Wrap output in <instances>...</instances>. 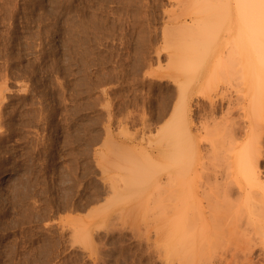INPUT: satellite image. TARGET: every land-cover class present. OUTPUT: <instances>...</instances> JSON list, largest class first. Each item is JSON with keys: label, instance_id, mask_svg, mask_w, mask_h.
Instances as JSON below:
<instances>
[{"label": "rangeland", "instance_id": "rangeland-1", "mask_svg": "<svg viewBox=\"0 0 264 264\" xmlns=\"http://www.w3.org/2000/svg\"><path fill=\"white\" fill-rule=\"evenodd\" d=\"M182 1L0 0V264L192 262L189 254L193 251L185 250L186 254L184 246L180 248L183 252L176 250L180 245L174 239L176 235H169L174 237L170 239L172 242L163 241L169 239L166 238L168 230L177 222L178 216L174 215L179 202L177 195H170L174 202L170 201L169 206L166 200L170 196L166 191L178 194L179 184L174 179L176 182L172 180L168 188L162 184L164 181H157L168 171L162 170L165 164L170 162L167 165L170 168L172 165L173 171L179 167L172 155L167 161L162 155L164 151H172L176 158L183 156L187 170L197 158V148L189 136L185 137L188 144L182 140L180 130L178 137L170 138L177 136L175 131L180 129V121L176 122L177 118L179 120L177 107L181 104L178 103L179 93L184 97L182 102L193 105L195 125L200 121L196 125L201 129L199 145L207 147V139L211 144L210 139L216 136L215 142H223L213 145L214 148L220 146L217 152L214 153L215 148L211 153L214 156L209 153L210 145L208 149L199 146L206 158L204 163L208 167L204 166L208 174L203 171L204 167L201 168L203 174L199 169L203 178L200 179L197 172V183L200 189L210 180L204 188L213 192L220 189L214 184V174L227 168L226 150L230 151L229 144L234 145V142L228 143L230 133L228 129L229 134L223 132V126L229 127L233 119H243L242 115L239 117L238 100L243 96L244 84L239 57V62L234 59L233 66L228 52L239 23L236 5L239 0L209 1L214 4L212 7L204 0L199 4L203 6L208 2L209 6L205 4L202 10L196 3L199 0ZM214 6L218 8L214 10ZM253 24L256 26L255 21ZM213 70L215 73H211ZM179 86L185 88L186 93ZM212 97L216 104H222L223 110L211 111ZM261 107L256 112L258 117L252 121L257 124L253 123L254 129L258 128L256 132L259 131V134L253 133L261 140L257 137L256 146V138L251 139L254 146L250 144L256 150H263L259 151L262 157L258 167L264 174V103ZM214 122L219 127L222 125L221 128H216ZM202 123L208 125L209 133L220 131L216 130V136H208ZM167 140L174 144L169 145L173 149L164 147ZM182 142L185 147L179 144ZM175 143L176 148L181 146L182 150L174 148ZM250 149L251 156L258 152ZM216 155L221 159L217 160ZM215 156L217 159L213 158ZM218 161L226 166L222 163L218 166ZM218 167H222L221 170ZM106 184L111 186V192L105 190ZM164 204L171 213L163 212ZM196 209L199 210V206ZM162 214L167 215L164 218ZM73 217H80L82 224ZM250 237L254 235L251 233ZM218 245L223 249L202 248L208 250L203 255L206 260L212 258L208 261L211 264H225V260L231 264H264V248L260 245L253 246L254 250L250 247V253L241 246L246 252L244 255L239 247L233 250V246H228L227 250L226 245L225 248ZM202 251L194 249L195 259L190 264H210L204 262L203 256L199 258ZM213 251L218 252L217 255L214 256ZM232 251H236L234 255ZM235 258L241 262L234 263Z\"/></svg>", "mask_w": 264, "mask_h": 264}, {"label": "bare ground", "instance_id": "bare-ground-1", "mask_svg": "<svg viewBox=\"0 0 264 264\" xmlns=\"http://www.w3.org/2000/svg\"><path fill=\"white\" fill-rule=\"evenodd\" d=\"M184 1V0H183ZM182 1V2H183ZM187 1V0H186ZM196 1V0H195ZM212 2L213 0H208V2ZM220 1H222V0H220ZM240 1V2H239ZM237 3H236V5H237V8H238V13H239V23H238V25H237V28H235V32H234V38H233V40H231L232 42H231V47H230V50H228V52H229V54H230V56H231V58L233 59V61L231 60V62H233L231 65H233L234 64V59L235 60H237L236 62H239L238 61V57H239V60H240V64H241V67H242V73H241V77H242V79H243V84H244V88H243V96L241 95V98H240V100H238L239 102V104H240V108H239V110L241 111V114L239 115V117L242 115L243 116V119H239L240 121H236V120H234L233 119V121H231V122H229L230 123V125H229V127H228V125H227V127H226V122L224 123V122H222V124H224L225 126H223L224 128H225V130L226 129H228V132L230 133V136L229 135H227V136H229L230 137V139L231 140H234V141H231V140H229V142L228 143H232V142H234V145L232 146V145H230V147H229V145H228V147H227V149L229 148V150L230 151H228V150H226L227 151V155H229V157H228V159L226 158V160H228V163L225 161V163H227L226 165H227V168L226 169H222L223 171H221L220 173L218 172V173H216V174H214L215 175V181H214V179H213V181L215 182H213L214 184H216V187L218 186V188H220L219 190H215V191H213L212 192V190H209V188L207 189L206 187L204 188V186L208 183V184H210V180H208V182H207V180L205 181L206 182V184H204V186H203V184H202V186L203 187H201L200 186V189H199V185H198V183L197 182H199L198 181V178H197V172H198V170L200 169L201 171H202V169L201 168H203V171L205 172V168L206 167H208L207 166V164L206 163H204V162H206V158H205V156L201 153V148H204V147H201L199 144L201 143V141H200V139H199V137H198V133L201 131V129H198L197 127H196V125H198V123L200 122V121H198V123L195 125V123H196V121L194 120V111H193V109H192V107H193V105L192 104H185L184 102H182V98H184L183 96H181V93H179V95H180V97H179V101L180 102H178V103H181V104H179L178 105V107H177V109H179V115H178V117H179V120H178V118L176 119V122H178V121H180V127H178V128H180V129H176L177 131H175L176 132V134L179 132V130L181 131V134H180V136L183 138L182 140H185L186 141V136H189L193 141H194V143H195V149L197 150V158H195V161L192 163V167L190 168V169H188L187 170V168H185V166H186V160H185V158H182L183 156H180L179 155V157H174V154L172 153V151H171V153L169 152V150L168 151H164V153L162 154V155H164V157L167 159V161H169V159H170V157H171V155H172V159H173V162H174V158H175V163H177V166H179L178 167V173H176L177 171H173V166L172 165H170L172 168H170L169 167V165H167V164H171L170 162L169 163H167V164H165L164 166H165V169L163 168L162 170H163V172H164V170H166V169H168V171H166V173L165 174H161V176H160V178L157 180V181H160L161 182V180L162 181H164V182H166V183H168V185L166 184V183H162V184H165L168 188L170 187V185H169V183H171L172 184V180H176L177 181V183L179 184V189H178V194H177V191L175 192L174 191V193L172 194L171 192L169 193V192H167L166 191V193H168L167 195L168 196H170V195H177L178 197H179V202L177 203V206H179V207H177L176 206V211H177V213H175V215H174V217H176V215L178 216L177 217V222H176V219H175V222H176V224L174 225V227H173V225H172V229H173V233L171 232L172 231V229L171 230H168V231H170V233L168 232V235L167 236H169L170 234L172 235H176V237L178 238H174L173 236L170 238V236L169 237H167L166 236V238H169V239H163V241H167V240H169L170 241V239L172 240V238H174L176 241L178 240V244H180V245H178L179 246V248H177V247H174L173 249H175V248H177L176 250H181L180 248H182L183 246V249H184V251L186 250H190V251H193L191 254H189V255H192V256H190L189 258H191L192 257V259H190V261H192V262H190V263H193L194 261H193V259H195V256H194V258H193V253H194V249H196V248H198L199 249V253H201L200 252V250L202 251L203 249L202 248H207V247H210V248H207L208 250L209 249H211L212 247V249H214L215 248V246H216V248L215 249H217V248H220V249H223V248H221V247H217V245L219 244V245H221V246H223L224 248L226 247L227 248V250H228V246H233L232 248H233V250L234 249H238V247L239 248H241L242 249V247L241 246H243L244 248H246V249H248L249 250V248L250 247H252V249L255 247H259V246H257V245H260V247H261V249H262V247L264 248V174H262V172L260 171V169H259V167H258V162H259V160H260V158L262 157V152L260 153L259 151H261V150H259L258 148V150H256V148H253L252 146H251V144H253V142H251V139H255L256 138V141H254V144L256 145L257 144V142L259 143V139H260V136L258 135L257 137L259 138H257L256 137V135H254V131H255V133L257 134L259 131H257L256 132V130L258 129L257 127V129L255 130L254 129V125H253V123L255 122H252L255 118H257L258 117V115H257V111L258 110H260V109H262V107H261V104L263 105V99H264V0H239ZM182 2H181V4H182ZM199 2H201V3H203L204 2V0H199L198 2H196L198 5L197 6H199V8H200V10H202L201 8L202 7H204L205 6V4H207V3H204V5L202 6L201 4H199ZM208 3V4H210V6L212 7V5H214V4H211V3ZM214 3H215V0L213 1ZM217 3H218V1H216ZM226 2V1H225ZM224 2V3H225ZM179 3V2H178ZM184 3H185V1H184ZM222 3H223V1H222ZM194 4V3H193ZM192 4V5H193ZM207 4V6H209ZM159 5V4H158ZM183 5V4H182ZM225 5V4H224ZM227 5V4H226ZM259 5V6H258ZM184 6V5H183ZM194 6H196V4H194ZM206 6V7H207ZM189 7V6H188ZM191 7V6H190ZM205 7V8H206ZM195 8V7H194ZM214 8V10H215V6L213 7ZM213 8H211V9H213ZM218 8V7H217ZM216 8V9H217ZM183 9V8H182ZM207 9V8H206ZM205 10V9H204ZM208 10H209V7H208ZM263 10V11H262ZM183 11H185V9H183ZM187 11V10H186ZM186 11H185V13H186ZM209 12H211L210 10H209ZM215 12V11H214ZM258 12V13H257ZM190 13V12H189ZM211 13H213V11L211 12ZM263 13V14H262ZM184 14V12L182 13V15ZM210 14V13H209ZM259 16H258V15ZM182 15H180L179 17L181 18V16ZM186 16V15H185ZM203 16V15H202ZM154 17V16H153ZM194 18V17H193ZM253 21H255L256 22V26L253 24ZM193 22V21H192ZM191 22V23H192ZM193 24V23H192ZM190 25V24H189ZM192 26H194V25H192ZM191 26V27H192ZM260 30H259V29ZM149 33V32H148ZM231 34V33H230ZM142 38V37H141ZM150 38V37H149ZM144 42V41H143ZM209 48V47H208ZM142 50V49H141ZM209 49H207V51H208ZM207 51H205L204 53L206 54V52ZM228 54V55H229ZM237 57V58H236ZM229 60V59H228ZM227 60V61H228ZM224 62H226V61H224ZM223 62V66L224 67H226V65H225V63ZM230 62V63H231ZM220 63V62H219ZM230 63H228V65L230 64ZM239 64V63H238ZM219 65V64H218ZM227 65V66H228ZM230 65V66H231ZM134 66V65H133ZM222 66V67H223ZM234 66V65H233ZM236 66V65H235ZM215 68H216V66H214ZM213 68V67H212ZM219 68V67H218ZM214 71V70H213ZM211 72V73H215V71L214 72ZM235 73V72H234ZM240 73V72H239ZM212 75V74H211ZM240 76V75H239ZM186 77V76H185ZM184 77V78H185ZM214 77V76H213ZM233 77H234V75H233ZM238 76H236L235 78H237ZM211 78V77H210ZM209 78V79H210ZM211 80V79H210ZM213 80V79H212ZM186 81V80H185ZM198 82V81H197ZM207 82H209V81H207ZM182 84H183V82H181ZM181 83H178V84H181ZM187 83H188V80H187ZM181 84V85H182ZM239 84H242V83H239ZM238 84V85H239ZM184 85V84H183ZM182 85V86H183ZM236 85V84H235ZM186 86V85H185ZM180 87V86H179ZM189 87V86H188ZM235 87V86H234ZM181 89H183V87H180ZM185 89V88H184ZM183 89V90H184ZM188 89V88H187ZM237 90H238V88H236ZM242 89V88H241ZM181 91V90H180ZM185 91V90H184ZM204 91V90H203ZM203 91H200V92H203ZM216 91V90H215ZM240 91V90H239ZM242 91V90H241ZM178 92H179V90H178ZM182 92V91H181ZM199 92V93H200ZM238 92V91H237ZM185 93H186V91H185ZM197 93V92H196ZM199 93H198V96L200 97L201 95H199ZM204 93H205V91H204ZM204 93H203V95H204ZM183 94V93H182ZM201 94V93H200ZM224 94V93H223ZM242 94V93H241ZM178 95V96H179ZM202 95V96H203ZM215 95V94H214ZM221 95H222V93H221ZM3 96H4V94H3ZM23 96V95H22ZM205 96V95H204ZM220 96V95H219ZM228 96V95H227ZM221 97V96H220ZM223 97H224V95H223ZM231 97V96H230ZM237 97V96H236ZM173 98V97H172ZM196 98V97H195ZM206 98V97H205ZM213 98V97H212ZM216 98H218V97H216ZM222 98V97H221ZM206 99H209V97L208 98H206ZM214 99H215V97L213 98V100H211V106H210V109L212 108V110L211 111H213V112H215L216 110H219V109H221V110H223L222 109V104H219V103H217V104H219L220 105V107H218L217 106V104H216V102L214 101ZM239 99V98H238ZM6 100V99H5ZM195 100V99H194ZM217 100V99H216ZM225 100V99H224ZM234 100H235V96H234ZM237 100V99H236ZM183 101H185V99L183 100ZM189 101V100H188ZM208 101V100H207ZM222 101H223V98H222ZM231 101V100H230ZM232 101H233V99H232ZM175 102V101H174ZM204 102V101H203ZM237 102V101H236ZM261 104H260V103ZM177 103V102H176ZM187 103V102H186ZM206 103V102H205ZM229 103V102H228ZM203 104V103H202ZM209 104V103H208ZM231 104V103H230ZM260 104V105H259ZM162 106V105H161ZM196 106V105H195ZM234 106V105H233ZM166 107V106H165ZM235 107H237V106H235ZM234 107V108H235ZM258 107L260 108V109H258ZM175 108V107H174ZM198 108V107H197ZM205 108V107H204ZM225 108V107H224ZM227 109H228V107H226ZM176 109V110H177ZM199 109H200V107H199ZM209 109V108H208ZM232 109H233V107H232ZM264 109V108H263ZM174 110V109H173ZM176 110L175 111H173V112H176ZM206 110V109H205ZM203 111H204V109H203ZM210 111V112H211ZM220 111V110H219ZM235 111H237L236 109H235ZM207 112V111H206ZM213 112H211V113H213ZM221 112H223V111H221ZM231 112V111H230ZM172 113V112H171ZM197 113V112H196ZM225 113V112H224ZM236 113V112H235ZM198 114V113H197ZM204 114V113H203ZM231 114V113H230ZM230 114L228 113V115L230 116ZM259 114H260V112H259ZM166 115V114H165ZM201 115V114H200ZM206 115V114H205ZM225 115H227V111H226V114ZM160 116V115H159ZM173 116H176L175 115V113H174V115ZM212 116H214V114L212 115ZM218 116V115H217ZM220 116V115H219ZM235 116V115H234ZM241 116V117H242ZM203 117L205 118V116L203 115ZM221 117V116H220ZM226 117V116H225ZM239 117H237V118H239ZM240 117V118H241ZM156 118V117H155ZM161 118V117H160ZM174 118V117H173ZM216 118V117H215ZM214 118V119H215ZM219 118V117H218ZM217 118V119H218ZM221 118H223L224 119V115H223V117H221ZM3 119V118H2ZM207 119V118H206ZM205 119V120H206ZM210 119H213V118H211L210 117ZM225 119H227L228 121H229V119L228 118H225ZM225 119H224V121H225ZM247 119V120H246ZM175 120V119H174ZM216 120V119H215ZM226 120V121H227ZM232 120V119H231ZM258 120V119H257ZM2 121V120H1ZM157 121V120H156ZM207 121V120H206ZM264 121V120H263ZM209 122V121H208ZM207 122V123H208ZM219 122V121H218ZM203 123H204V119H203ZM203 123H202V125H203ZM210 123H212V122H210ZM209 123V124H210ZM214 123H216V122H214ZM213 123V124H214ZM228 123V122H227ZM220 124V123H219ZM255 124V123H254ZM200 125H201V123H200ZM215 125V124H214ZM255 125H257V124H255ZM264 125V124H263ZM263 125H262V127H263ZM204 126V125H203ZM203 126H201L202 127V129L205 127L207 130H208V132L207 131H205V134L204 135H207L206 134V132L209 134L208 136H216V134H217V132H216V130L217 131H220V130H218V129H216L215 131H214V134H213V131H211L210 133H209V130L210 129H208V127H206V126H208V125H205L204 127ZM210 126V125H209ZM212 126V125H211ZM221 126L222 125H220V127L217 125V123H216V125H215V127L216 128H221ZM89 127V126H88ZM259 127V126H258ZM261 127V126H260ZM1 128V127H0ZM196 129V131H198L197 133L194 131V129ZM199 128H200V126H199ZM210 128V127H209ZM224 128H223V132H226V133H228L227 132V130L225 131L224 130ZM90 129V128H89ZM205 129V130H206ZM213 129V128H212ZM211 129V130H212ZM260 129V128H259ZM4 130H6V129H4ZM264 130V129H263ZM7 131V130H6ZM222 131V130H221ZM261 132H263L262 130H260ZM4 132V131H3ZM194 132L196 133V134H194ZM203 132V131H202ZM216 132V133H215ZM0 133H1V131H0ZM9 133V132H8ZM165 133V132H164ZM212 133V134H211ZM219 134H221V132H218ZM228 133V134H229ZM3 134V133H2ZM5 134V133H4ZM3 134V135H4ZM77 134H79V133H77ZM179 134V133H178ZM178 134H177V136L175 135V137H173L172 135L170 136V138L171 139H173V138H176V137H178ZM223 134V133H222ZM259 134V133H258ZM262 134V133H261ZM263 134H264V132H263ZM202 135H203V133H202ZM255 137H254V136ZM86 136V135H85ZM164 136H166V134L164 135ZM199 136H200V134H199ZM220 136V135H219ZM226 136V137H227ZM74 137V136H73ZM72 137V138H73ZM180 137V138H181ZM204 137V136H203ZM217 137V136H216ZM216 137H212L213 139L214 138H216ZM223 137V136H222ZM225 137V136H224ZM264 137V136H263ZM83 138V137H82ZM110 138V137H109ZM185 138V139H184ZM201 138V137H200ZM211 138V137H210ZM209 138V139H210ZM221 138V137H220ZM261 138H262V136H261ZM75 139V138H74ZM162 139H163V137H162ZM191 139H190V141H191ZM203 139V138H202ZM210 139V140H212L211 142V144L209 143L210 141L207 139V141L205 142V144L206 143H208L209 145L207 146L208 148L210 147V149H209V151L208 150H206L207 152L206 153H210V155H212V156H214V154H211V153H213V151H214V149H215V151H214V153L215 152H217V150L219 149V147L220 146H218V148H217V146L214 148L213 147V145L215 146V144H216V142L217 143H219L218 141H220V140H218V141H216L215 142V140L216 139ZM227 139V138H226ZM229 139V138H228ZM258 139V140H257ZM83 140V139H82ZM84 140H86V139H84ZM95 140V139H94ZM110 140V139H109ZM179 140V139H178ZM188 140V139H187ZM206 140V139H205ZM224 140V139H223ZM222 140V141H223ZM261 140V139H260ZM106 141V140H105ZM175 141V140H174ZM181 141V140H180ZM202 141H204V139L202 140ZM231 141V142H230ZM235 141H238V142H235ZM189 142V141H188ZM188 142L186 141V143L188 144ZM215 142V143H214ZM221 142V141H220ZM106 143V142H105ZM110 143V142H109ZM167 143H168V140L166 141V143H165V148H167V149H169L170 148V150L171 149H173V148H171L170 146L172 145V143H171V145H170V143H168V145H167ZM214 143V144H213ZM221 143H223V142H221ZM251 143V144H250ZM111 144H114V143H112L111 142ZM177 143H175V146H174V148H176V146L178 145H176ZM179 144H181V146L183 145L184 147H185V145H184V143L182 142V143H179ZM203 144H204V142H203ZM254 144H253V146H254ZM261 144V143H260ZM80 145V144H79ZM115 145V144H114ZM120 145V144H119ZM122 145V144H121ZM160 145H161V143H160ZM162 145H163V143H162ZM170 145V146H169ZM174 145V144H173ZM173 145H172V147H173ZM190 145V144H189ZM222 145V144H221ZM123 146V145H122ZM181 146H178L176 149L178 150H182V149H180V147ZM182 146V147H183ZM201 148H200V147ZM257 146V145H256ZM74 147V146H73ZM112 147V146H111ZM181 147V148H182ZM207 147H205V148H207ZM222 147V146H221ZM86 148V147H85ZM204 148V149H205ZM207 148V149H208ZM213 148V149H212ZM250 148H252V149H255V150H253V152L255 153V152H257L256 154H253L252 156H254L255 157V159H252V156H251V149ZM75 149V148H74ZM79 149V148H78ZM164 149V148H163ZM166 149V150H167ZM223 149H225L224 148V146H223ZM81 150V149H80ZM183 150H184V148H183ZM222 149L220 148V151H221ZM91 151V150H90ZM174 151H175V149H174ZM173 151V152H174ZM212 151V152H211ZM220 151H219V153H220ZM263 151V150H262ZM121 152V151H120ZM203 152V151H202ZM85 153V152H84ZM90 153V152H89ZM176 153H178V152H176ZM179 153H181L180 151H179ZM200 153L203 155H201L202 157L200 158L198 155H200ZM222 153V152H221ZM230 153V154H229ZM74 154H75V152H74ZM88 154V153H87ZM97 154V153H96ZM182 154V153H181ZM76 155V154H75ZM75 155H74V157H75ZM82 155V154H81ZM162 155H161V157H162ZM210 155H208L207 156V159H209V156ZM54 156V155H53ZM175 156H177V155H175ZM217 156V155H216ZM216 156L215 157H213L214 159L216 158ZM220 156V155H219ZM264 156V155H263ZM78 157V156H77ZM121 157V156H120ZM191 157V156H190ZM221 157V156H220ZM220 157H218L217 156V158H219V159H217V160H220L221 158ZM257 157V158H256ZM9 158V157H8ZM59 158V157H58ZM181 158V159H180ZM193 158V157H192ZM212 158V159H213ZM224 158H225V156H224ZM10 159V158H9ZM116 159V158H115ZM204 159V161H202V160ZM53 160V159H52ZM117 160V159H116ZM130 160V159H129ZM159 160V159H158ZM192 160V159H191ZM190 160V161H191ZM210 160H211V158L209 159V162H210ZM263 160V159H262ZM120 162H121V160H119ZM152 161H154V160H152ZM164 161H166L165 159L163 160V162ZM224 161V160H223ZM223 161H218V166H219V163L221 164H224L223 163ZM52 162V161H51ZM56 162V161H55ZM88 162H90V161H88ZM117 162V161H116ZM171 162H172V160H171ZM53 163H54V161H53ZM119 163V162H118ZM118 163H116L115 165H117V166H120V168L122 167L121 166V163L122 164H127V163H125V161H124V163L123 162H121L119 165H118ZM130 163V162H129ZM175 163H173V164H175ZM68 164V163H67ZM113 164V166H114V163H112ZM204 164H206L205 166H204ZM225 165V164H224ZM223 165V166H224ZM225 165V166H226ZM112 165H111V167H113ZM126 166H128V165H126ZM163 166V165H162ZM177 166H175V168L177 167ZM221 166V165H220ZM7 167V166H6ZM210 167V166H209ZM87 168V167H86ZM114 168V167H113ZM119 168V169H120ZM125 167H123V168H121V169H124ZM189 168V167H188ZM219 169L220 168H222V167H218ZM118 170V168H116L115 167V170ZM126 169V168H125ZM208 169V168H207ZM206 169V170H207ZM215 169H217V168H215ZM101 170V169H100ZM214 170V169H213ZM218 170V169H217ZM221 170V169H220ZM101 171H103V169L101 170ZM119 171V170H118ZM203 171L201 172L202 174H203ZM209 171H211V170H209ZM103 172H105V171H103ZM162 172V173H163ZM175 172V173H174ZM216 172V171H215ZM264 172V171H263ZM199 173V172H198ZM201 173H199L200 175L198 176L199 178L202 176L201 175ZM205 173H207V172H205ZM204 173V174H205ZM213 173V172H212ZM208 174V173H207ZM210 174V173H209ZM213 175V176H214ZM159 176V175H158ZM157 176V177H158ZM206 176V175H205ZM212 176V177H213ZM151 177V176H150ZM207 177H208V175H207ZM211 176H210V178H212ZM8 178V177H7ZM152 178V177H151ZM156 178V177H155ZM155 178H153V179H155ZM201 178H203V177H201ZM200 178V179H201ZM3 179V178H2ZM157 179V178H156ZM205 179H207V178H205ZM209 179V178H208ZM174 180V181H175ZM219 180H223L222 182H220ZM123 181V180H122ZM126 181H128V180H126ZM136 181V180H135ZM175 181V182H176ZM201 181V180H200ZM203 181V180H202ZM201 181V182H202ZM159 182V183H160ZM204 182V183H205ZM218 182H220V183H222V184H220V186L218 185L219 183ZM131 184H133V183H131ZM207 184V185H208ZM230 184V185H229ZM161 185V184H160ZM105 187V190L107 191V192H111V190H112V188L110 189V187L111 186H107V184L106 185H104ZM166 187V188H167ZM172 187H173V185H172ZM218 188H216V189H218ZM97 189V188H96ZM101 189V188H100ZM163 190H165V189H163ZM170 190V189H169ZM168 190V191H169ZM94 191V190H93ZM209 191H211V192H209ZM98 192H100L99 190H98ZM107 192H104V193H106V194H108ZM161 192H162V190H161ZM102 193V192H101ZM163 193V195H165V192L163 191L162 192ZM176 193V194H175ZM100 194V193H99ZM112 194V193H111ZM111 194H109V195H111ZM209 194H211V195H209ZM162 195V197H164ZM166 195V196H167ZM208 195H209V197H208ZM89 196V195H88ZM178 197L177 198H175V199H178ZM101 198V197H100ZM168 198V197H167ZM173 199V197H171L170 196V198L169 199H167L166 200V197L164 198L167 202L169 201V206H170V201L171 202H174V201H172V199ZM95 199V198H94ZM163 199V198H162ZM96 200V199H95ZM78 201V200H77ZM94 201V200H93ZM164 201V200H163ZM204 202L206 203V205H204ZM68 203V202H67ZM89 203V202H88ZM86 204H87V202H86ZM67 205V204H66ZM74 205H76V204H74ZM80 205H82L81 203H80ZM84 206V205H83ZM164 206H165V204H164ZM163 206V212L165 211H169L170 209L169 208H167V210L165 209L166 208V206L164 207ZM199 206V210L198 209H196V207H198ZM61 207V206H60ZM59 207V208H60ZM70 207H71V205H70ZM63 208V207H62ZM81 208V207H80ZM79 208V209H80ZM191 210H190V209ZM73 209V208H72ZM76 209V208H75ZM206 209H207V211H209L208 213H207V211H206ZM62 210V209H61ZM70 210V209H69ZM68 210V211H69ZM91 210H93V208L91 209ZM172 210V209H171ZM193 210H194V212H193ZM195 210H196V212H195ZM231 210V211H230ZM189 211H192V212H189ZM56 212H57V210H56ZM64 212V211H63ZM166 212V213H167ZM170 212V211H169ZM227 212L230 214V215H227ZM171 213V212H170ZM236 213V214H235ZM196 214H198V215H196ZM233 214H235V215H233ZM165 215H167V214H164V216ZM48 216V215H47ZM63 216V215H62ZM162 216H163V214H162ZM163 216V217H164ZM228 216L230 217V218H228ZM64 217V216H63ZM71 217V216H70ZM77 217V216H76ZM75 217V218H76ZM172 217V216H171ZM74 218V217H73ZM74 218V220H76V222H77V220H78V223H80V224H82L81 222H79V218L80 217H78V218H76L75 219ZM165 218V217H164ZM62 219V218H61ZM61 219H60V221H61ZM82 219V218H81ZM59 220V219H58ZM83 220V219H82ZM171 221H172V219H170ZM170 220H168V222L170 221ZM67 221V220H66ZM66 221H64V222H66ZM64 222H63V224H64ZM167 222V223H168ZM170 223H173V222H170ZM67 224V223H66ZM70 224V223H69ZM72 224H73V222H72ZM75 224H77V223H75ZM83 225H84V222H83ZM163 226V225H162ZM165 226H166V223H165ZM61 227V226H60ZM75 227V226H74ZM164 227V226H163ZM163 227H162V229L161 230H163ZM61 228H63V225H62V227ZM66 228H67V226H66ZM78 228V227H77ZM76 228V229H77ZM83 227H81V229H82ZM171 228V227H170ZM175 228V229H174ZM166 229V228H165ZM167 229H169V228H167ZM73 230V229H72ZM72 230L70 231V232H72ZM83 230V229H82ZM174 230H175V232H174ZM78 231L81 233V230H79V228H78ZM77 233V232H76ZM175 233V234H174ZM251 233L254 235V237H250L251 236ZM73 234H74V232H73ZM162 235V234H161ZM250 235V236H249ZM70 236V235H69ZM72 236V235H71ZM70 236V237H71ZM256 236V237H255ZM76 237H78L77 235H76ZM73 238V237H72ZM72 238H71V240H72ZM82 238V240H81V242H83V237H81ZM163 238V237H162ZM165 238V237H164ZM254 238V239H253ZM73 239H76L75 237L73 238ZM173 239V240H174ZM77 240V239H76ZM169 241H167V242H169ZM73 242V241H72ZM74 242H76V241H74ZM80 242V243H81ZM170 242H172V241H170ZM79 243V244H80ZM164 244V243H163ZM167 243L165 242V245H166ZM177 244V243H176ZM71 245H73V244H70V246ZM77 245H78V243H77ZM165 245H163L164 247H165ZM218 245V246H219ZM224 245H226V246H224ZM167 246H168V244H167ZM254 246V247H253ZM72 247V246H71ZM235 247V248H234ZM168 248V247H167ZM167 248L165 247L164 249L165 250H167ZM170 248H171V246H170ZM170 248H169V251H170ZM186 248H188V249H186ZM191 248V249H190ZM204 249V250H205ZM251 248H250V250H252ZM203 250V251H204ZM207 250V251H208ZM243 250V255H244V253H246V252H249L250 253V250L248 251H246L245 252V250L244 249H242ZM254 250V249H253ZM168 251V250H167ZM182 252H183V250H181ZM185 251V252H186ZM189 251V252H190ZM198 251V250H197ZM202 251V254H198V256H199V258H201L200 256H203V259H205L206 257H204L205 255H203L205 252H207V251H204L203 252ZM223 251V250H222ZM225 251V250H224ZM238 251L239 250H237V253H238ZM262 251H264L263 249H262ZM210 252V254H211V251H209ZM209 252H208V256H209ZM214 252V251H213ZM212 252V253H213ZM227 252V251H226ZM225 252V253H226ZM233 252V251H232ZM234 252H236V251H234ZM233 252V255L235 254ZM240 252H242L241 250H240ZM168 253V252H167ZM215 254H213L214 256L215 255H217V253H216V251L214 252ZM228 253V252H227ZM186 254H187V252H186ZM207 254V253H206ZM224 254V253H223ZM248 254V253H247ZM247 254H246V256H247ZM256 254V253H255ZM220 255H221V252H220ZM229 255V254H228ZM261 255H263V254H261ZM211 256V255H210ZM236 256V255H235ZM239 256H240V254H239ZM239 256H238V258H239ZM242 256V255H241ZM240 256V257H241ZM248 256H251V255H248ZM211 257H213V256H211ZM219 257V256H218ZM223 257H225L224 255H223ZM253 257V256H252ZM251 257V258H252ZM189 258H187L188 260H189ZM208 258V257H207ZM221 258V257H220ZM233 258V257H232ZM203 259H202V261H203ZM212 259V258H211ZM211 259H209L208 258V260H204V262H206L207 261V263H210L211 264V262H208V261H211ZM225 259H228V257L227 258H225ZM224 259V260H225ZM237 258H235V260H236ZM240 259V258H239ZM243 259V258H242ZM183 260V259H182ZM187 260V262H189ZM201 259H199V261H200ZM214 260H215V258H214ZM217 260V259H216ZM231 260V259H230ZM228 261V260H227ZM220 262V261H219ZM222 262V261H221ZM239 261H238V259H237V261H235L234 263H238ZM241 262V261H240ZM239 262V263H240ZM182 263H184V261L182 262ZM189 263V264H190ZM225 264H231V263H229V261H228V263L226 262V260H225V262H224ZM244 263V262H243ZM248 263V262H247ZM247 263H245V264H247ZM179 264H181V263H179ZM185 264V263H184ZM203 264V263H202ZM206 264V263H205ZM215 264V263H214ZM249 264V263H248Z\"/></svg>", "mask_w": 264, "mask_h": 264}]
</instances>
